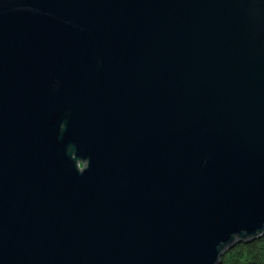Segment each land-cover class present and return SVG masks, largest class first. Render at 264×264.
<instances>
[{
  "label": "water",
  "instance_id": "95a60500",
  "mask_svg": "<svg viewBox=\"0 0 264 264\" xmlns=\"http://www.w3.org/2000/svg\"><path fill=\"white\" fill-rule=\"evenodd\" d=\"M263 235L264 0H0V264Z\"/></svg>",
  "mask_w": 264,
  "mask_h": 264
},
{
  "label": "trees",
  "instance_id": "16d2710c",
  "mask_svg": "<svg viewBox=\"0 0 264 264\" xmlns=\"http://www.w3.org/2000/svg\"><path fill=\"white\" fill-rule=\"evenodd\" d=\"M219 264H264V235L236 244L223 254Z\"/></svg>",
  "mask_w": 264,
  "mask_h": 264
},
{
  "label": "rangeland",
  "instance_id": "374dc122",
  "mask_svg": "<svg viewBox=\"0 0 264 264\" xmlns=\"http://www.w3.org/2000/svg\"><path fill=\"white\" fill-rule=\"evenodd\" d=\"M78 168L81 170L83 168V165L81 163H78Z\"/></svg>",
  "mask_w": 264,
  "mask_h": 264
}]
</instances>
